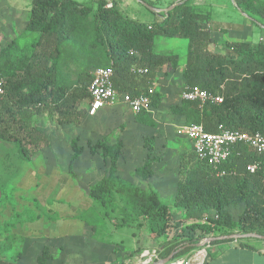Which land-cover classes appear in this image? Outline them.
I'll use <instances>...</instances> for the list:
<instances>
[{
  "label": "trees",
  "instance_id": "1",
  "mask_svg": "<svg viewBox=\"0 0 264 264\" xmlns=\"http://www.w3.org/2000/svg\"><path fill=\"white\" fill-rule=\"evenodd\" d=\"M141 1L157 8L148 0ZM193 1L171 2L168 8L178 4L160 13V20L144 23L125 16L116 0L110 9L107 0H32L25 31L0 50V79L5 82V93L0 96V139L15 144L28 161L41 143L50 145L47 135L37 128L36 117L54 115L59 125H78L76 105L89 99L88 71L92 68L112 67L114 86L121 94L136 97L147 92L143 88L155 83L165 67L176 69L180 62L174 52L156 51L162 39L187 42L182 73L185 89L199 86L223 96L220 104L181 99L170 108L174 115L187 124L203 125L210 133L227 129L264 135V43L213 40L210 6L193 5ZM228 1L254 24L264 26L260 22H264V0H235L236 6ZM133 67L146 68L148 74L137 76ZM160 103L155 91L150 110L136 114L135 122L156 128L151 112ZM153 140L146 138L145 145ZM88 147L105 165L103 177L89 189V198L104 217L116 212L123 224L146 229L157 240L170 239L171 246L160 253L162 260L171 254L173 260L187 256L208 237L236 232L264 236V158L250 146L233 145L221 173L194 150L195 156H187L180 166L175 200V206L185 211V225L172 222L169 206L156 191L145 192L119 175L122 141ZM71 148L68 171L76 179L74 167L84 149L77 139ZM257 161L261 164L256 172L248 171ZM135 174L146 180L153 171L145 165ZM231 207H242L237 218ZM47 257L45 249L38 264H45Z\"/></svg>",
  "mask_w": 264,
  "mask_h": 264
},
{
  "label": "rangeland",
  "instance_id": "2",
  "mask_svg": "<svg viewBox=\"0 0 264 264\" xmlns=\"http://www.w3.org/2000/svg\"><path fill=\"white\" fill-rule=\"evenodd\" d=\"M92 1L97 2L98 0ZM116 1L125 16L130 19L153 23L160 20L158 15L165 13L163 10L168 8L169 3L179 0H148L156 5L157 9L162 10L159 13L153 12L138 0ZM222 1L226 2L229 7H221L216 4V2ZM31 3L32 0H0V50L25 31L29 22ZM146 3L151 6L150 3ZM228 3V0H194L192 2L193 5L212 6L215 20L220 19L226 23H236V21L242 19V16ZM247 17L252 21L251 17ZM260 22L264 23L263 21ZM261 25L255 26L258 31L262 30ZM217 38L230 39L233 37H231V34H223ZM255 41L258 42L259 40L256 39ZM186 49L187 42L183 40L162 39L156 47L158 53L174 52L180 57L176 69L165 67L163 72L157 75L155 83L143 88L145 91L153 87L156 93L161 96L159 107L151 112L152 118L157 122L156 128L136 123V114L132 112L129 106L123 104L109 108L104 107L97 114L90 115V101L86 99L76 105V115L80 121L78 125H59L56 116L48 114L35 118L37 128L49 136L50 141L56 148L54 150L50 149V151L47 150V153L54 156L52 160L26 161L24 163L19 161L18 163L10 158L9 166L0 172V174L8 173L10 176H14L12 174H22L28 171L38 173L39 169L42 173L49 172L52 167H55L60 179L63 180L59 179L58 189H61L62 184H67V181L71 180L75 185L82 187L84 197L80 199L82 204L80 208H77L78 211L75 216L77 219H81L82 224L87 225L89 229L83 240L91 244V249L102 245V249H99L106 255L104 264H140L138 261L144 260L141 256L147 249L150 250L151 248L152 250L154 248L160 254L172 243L168 238L154 239L146 229H138L135 225L130 226L127 223L123 224L122 216L119 213H111L104 217L100 208L88 197L90 187L104 175L103 161L99 155L93 156L90 154L89 144L105 141L110 145H114L118 141H122L124 149L119 163V175L145 192L156 191L169 206V214L173 223H184L183 225H185L187 222L185 211L175 206V200L177 183L180 178V166L187 156L194 155L193 145L188 138L179 133L187 123L182 117L176 116L170 111L172 105L181 101V95L185 89L182 73L184 71ZM217 50L222 52V49L218 48ZM96 69L98 68H92L88 71L90 80ZM74 71H78L77 67L74 68ZM151 137H154L153 142L146 146L145 139ZM74 139H77L78 144L84 149L74 167L76 179H72L68 171L69 160L73 154L71 142ZM145 165L153 171V176L146 180L135 174L138 167ZM61 175H67L68 178L64 176L61 178ZM11 180L8 190L12 192L16 189V182L12 177ZM86 201L89 202V207L85 205ZM51 202L52 205H55L54 200ZM60 202V204H65L67 200L64 198ZM231 212L237 218L242 212V207H231ZM57 217L59 218L60 214L54 216V218ZM82 218H89L90 222L88 223ZM95 219H97V222L92 225V223H95ZM210 238L203 239L197 250L205 249L207 251L209 243L206 246H202V243ZM96 252L99 253L98 250ZM209 253H211V250H209ZM95 257L94 264H102L97 262L98 257L96 255ZM82 258L75 257L74 264H88L86 258H83V260Z\"/></svg>",
  "mask_w": 264,
  "mask_h": 264
},
{
  "label": "crops",
  "instance_id": "3",
  "mask_svg": "<svg viewBox=\"0 0 264 264\" xmlns=\"http://www.w3.org/2000/svg\"><path fill=\"white\" fill-rule=\"evenodd\" d=\"M216 4L229 7L224 1ZM238 12L242 19L236 23L215 20L212 12L210 30L213 40L257 43L255 41L257 39L264 43L262 31L264 26L261 25L262 30L258 31L246 13ZM223 34H231L233 38H217ZM50 149H56L51 141L47 147L41 143L38 151L30 153L28 161L52 160L54 156L47 153ZM10 158L18 163L26 162L15 144L0 139V172L9 166ZM103 167L105 170L104 162ZM12 175L14 176L8 173L0 174V264H38V259L42 257L45 249L48 251L45 264H74L75 257L86 258L88 264H94L95 255L98 257L97 262L104 264L106 255L100 250L102 245L91 249V244L83 240L89 229L75 216L77 208L82 204L80 199L84 197L82 187L75 185L71 180L58 189V181L62 179L55 167L49 172L42 173L39 169L38 173L28 171ZM63 176L68 178L67 175ZM11 177L16 182V189L12 192L8 190ZM64 198L67 202L60 204ZM52 200L55 201V205H52ZM88 204L86 201L85 205ZM57 214H60V217L54 218ZM232 240L209 244L208 255L203 264H264V240L255 238ZM138 263L142 264L143 260Z\"/></svg>",
  "mask_w": 264,
  "mask_h": 264
},
{
  "label": "built area",
  "instance_id": "4",
  "mask_svg": "<svg viewBox=\"0 0 264 264\" xmlns=\"http://www.w3.org/2000/svg\"><path fill=\"white\" fill-rule=\"evenodd\" d=\"M112 7L113 0H107L106 8L110 9ZM131 55H134V52H131ZM132 73L137 76H143L148 74V70L146 68L133 67ZM113 76L112 67L98 68L94 71L88 86L90 115L97 114L104 107H115L119 104L129 106L134 114H138L143 110H150L155 88L150 87L147 92L141 93L136 97H132L128 93L121 94L115 89ZM4 93L5 82L0 79V96H3ZM181 98L187 101H199L201 104L207 102L220 104L223 102V96L210 94L199 86L184 89ZM179 133L192 142L196 156L205 160L213 170L218 172H220L221 165L229 157L232 146L236 144H246L264 158V135L261 133L249 134L227 129H220L216 133H210L200 124H187L181 128ZM260 164V161L250 164L248 171L251 173L256 172ZM142 257L144 258L142 264H161L162 261L156 249L144 251ZM206 258L207 251L205 249L195 250L187 256L170 261L168 264H203Z\"/></svg>",
  "mask_w": 264,
  "mask_h": 264
},
{
  "label": "water",
  "instance_id": "5",
  "mask_svg": "<svg viewBox=\"0 0 264 264\" xmlns=\"http://www.w3.org/2000/svg\"><path fill=\"white\" fill-rule=\"evenodd\" d=\"M140 3H142L143 5H145L146 7H148L150 10H152L153 12L159 13L162 10H159L153 6H150L149 4L138 0ZM232 2L233 5L236 6L235 0H230ZM178 3L172 5L171 7L163 10L165 12H169L171 11ZM245 15V14H244ZM242 238H255V239H262L264 240V236L259 235L257 233H251V234H232V235H228V236H221V237H213L210 239H207V241L205 243L202 244V246H206V244L211 243L213 241L216 240H232V239H242ZM174 258V254H171L168 258L164 259L163 261H161V264H168L170 261H172Z\"/></svg>",
  "mask_w": 264,
  "mask_h": 264
},
{
  "label": "bare ground",
  "instance_id": "6",
  "mask_svg": "<svg viewBox=\"0 0 264 264\" xmlns=\"http://www.w3.org/2000/svg\"><path fill=\"white\" fill-rule=\"evenodd\" d=\"M202 259V258H201Z\"/></svg>",
  "mask_w": 264,
  "mask_h": 264
}]
</instances>
